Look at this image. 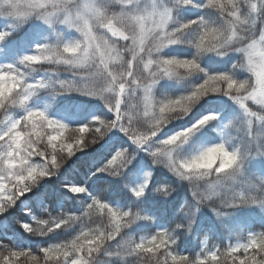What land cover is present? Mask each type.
<instances>
[{"label":"trees","instance_id":"1","mask_svg":"<svg viewBox=\"0 0 264 264\" xmlns=\"http://www.w3.org/2000/svg\"><path fill=\"white\" fill-rule=\"evenodd\" d=\"M162 1L173 12L170 28L201 19L215 27H223L227 23L218 9L207 5V0H192L188 4L183 0ZM253 2L259 5L255 12L248 0H240L242 17L250 20L249 24L243 26L245 36L249 29L253 33L264 31V0ZM33 16L19 20L7 13L0 15V18L10 20L9 24L0 26V33L5 34L0 39V65L6 62V67L15 66L23 73L28 84L39 85L41 81L44 84L35 87V94L31 93L25 104L11 105L0 112V134L31 110L43 111L50 119L72 128L88 126L94 129L99 126V120L114 121V94L100 96L65 90L60 86L61 81L74 82L80 89L88 83L67 65L23 63V58L28 55L21 56V51L29 48L36 36L30 28ZM255 20L259 24H254ZM200 33L201 25L197 23L182 32L177 43L166 45L153 53L154 58L161 59H196L203 69L192 73L181 71L171 76L159 75L151 90L157 104L190 95L210 75L227 73L239 80L249 77L248 71L238 66L242 63V54L235 50L240 46L238 43L226 46L221 50L223 54L200 51L196 47ZM43 45L62 44L50 42ZM43 45H37L35 52L29 55L38 54L39 47ZM144 74L143 68L137 71L138 78ZM103 81L97 78L96 83ZM130 95L140 103L143 90L130 89L125 94L121 111ZM231 101L233 99L223 93H209L200 98L190 111L172 115L156 133L167 127L184 128L182 131L197 128L204 117L216 118L217 115L211 112L215 109L223 110L224 105L229 106ZM255 110L264 114V108L258 105ZM133 124L136 129L145 132L152 129L151 122L142 116H136ZM166 124L169 126L165 127ZM232 127L230 140L219 138L216 128L205 127L189 134L185 142L172 147L170 154L162 151L152 158H145L141 154V145L133 142L131 136L120 131L118 126L104 129L103 135L89 132L81 149L71 156L61 154L58 158L59 167H50L49 175L30 184L31 190L18 197L15 204L0 215V253L30 252L41 257L42 249L70 244L90 227L110 231L108 217L95 211L91 216L88 215L89 206L96 200L120 212H129L135 219L122 229L116 239L107 241L99 252L94 253L90 264H147V258L134 252L133 246L161 232L169 236V251L193 260L209 252H223L247 243L252 236L264 233V193L257 192L258 184L264 183V139L257 137L256 126L246 128L243 122H238ZM208 133L216 139L206 149L224 144L229 151H238L241 155V166L233 177L224 179L215 187L208 180L186 179L175 170L180 162L203 152L193 154ZM2 150L4 146L0 145ZM121 152L124 153V159L117 167L109 168L110 162ZM164 158L175 164L162 165ZM143 162L154 165L156 172L151 180L134 189L133 180ZM33 163L48 167L40 158H35ZM72 186L84 187L85 191L73 193ZM248 187H252L256 193L252 196L255 197L254 203L242 202L239 198V193ZM141 188L143 194L137 196L136 192ZM68 217L75 219L59 228L54 227L60 221L68 220ZM25 224L31 225L33 230L26 231L23 227ZM19 264L32 262L21 258ZM49 264H64V261ZM220 264H231V257H221Z\"/></svg>","mask_w":264,"mask_h":264},{"label":"snow or ice","instance_id":"2","mask_svg":"<svg viewBox=\"0 0 264 264\" xmlns=\"http://www.w3.org/2000/svg\"><path fill=\"white\" fill-rule=\"evenodd\" d=\"M120 5L118 11L109 9L105 0H0V15L7 13L16 18L26 19L37 15L46 22L60 20L78 30L81 39L62 45L39 47L38 54L23 58L25 64L56 63L67 65L82 75L88 83L82 89L74 82L61 81L65 90L83 91L85 94H114L116 100L114 121L99 120V126L69 127L58 120L50 119L40 110L28 111L22 119L14 121L4 133L0 134V214L15 204L18 197L30 191L41 177L49 175L50 167H59L58 158L68 156L85 145L87 134L103 135L104 129L120 127L129 134L134 142L144 145L167 120L177 112H188L202 97L209 93H223L240 104L250 116L264 121V114L251 111L249 101L264 108V31L242 35L244 25L250 20L241 14L240 0H207V5L218 9L226 18L223 27H215L203 21H190L177 28H170L173 20L172 9L160 6L156 0H114ZM185 4L192 0H183ZM253 12L258 10V3L248 0ZM201 25V33L196 43L200 51H221L234 42L240 46L235 50L242 54L239 67L245 68L249 77L244 80L234 78L227 73L210 75L196 90L186 97L157 104L151 90L156 78L161 75H175L183 71L192 73L203 71L196 59L154 58L153 53L169 44L178 42L182 32L193 25ZM5 34L0 33V39ZM121 42H123L121 44ZM130 54L127 58L125 54ZM123 66V71L118 70ZM142 66L144 75L137 77V69ZM97 78L105 81L104 86H97ZM28 84L23 73L13 65L0 69V112L11 105H23L27 102L35 87ZM142 89L143 96L136 116L149 120L152 129L142 132L134 127L136 116L122 113L121 104L130 89ZM214 119L206 116L200 121L204 124ZM251 123V121H250ZM71 133V135H65ZM189 132L173 135L164 144L168 154L171 148L185 142ZM40 158L48 167L33 163ZM124 159V153H118L110 162L109 168L117 167ZM241 166L238 151H229L224 144H217L206 149L190 160L182 161L175 170L189 180H208L215 187L222 179L232 178ZM73 193H82L84 187L72 186ZM143 194V188L136 192ZM242 202H256L255 197H243ZM95 211L106 216L111 224L110 231L101 228H88L70 244L56 245L42 249L43 256L30 252L13 251L0 253V264H19L21 258L32 264H49L63 260L64 264H90L107 241L116 239L122 229L128 227L135 217L129 212H120L99 200L89 206L88 215ZM75 217H68L55 224L61 227ZM31 232L32 226L23 225ZM169 236L165 232L152 236L133 246V251L147 258V264H220L221 257H231V264H264V233L252 236L245 244L230 247L226 251H213L198 259L186 255H175L169 251Z\"/></svg>","mask_w":264,"mask_h":264},{"label":"rangeland","instance_id":"3","mask_svg":"<svg viewBox=\"0 0 264 264\" xmlns=\"http://www.w3.org/2000/svg\"><path fill=\"white\" fill-rule=\"evenodd\" d=\"M148 3H151L152 0H147ZM157 4L160 6H166L162 0H156ZM143 3V0H142ZM106 6L111 9L112 11H118L120 9V5L115 3L114 0H105ZM259 6V5H258ZM168 7V6H166ZM19 20H22V18H17ZM29 19V18H26ZM10 23V20L7 19H2L0 18V26L7 25ZM254 24H259L257 20L254 21ZM30 28L35 31L36 40L35 42L37 44L44 43V42H50V41H55L60 44L64 43H71L75 42L77 40H80L81 34L78 32L77 29L74 27H71L70 25L63 23L60 20H52L51 22H46L44 19L40 18L37 15H34L31 19V26ZM243 35V32H242ZM122 44V42H121ZM32 51L30 49H26L22 51V55H26L31 53ZM127 54H125L127 58ZM6 65L3 64L0 65V69L6 68ZM142 69V66L137 69L139 71ZM118 70L123 71V66H118ZM97 86H104L105 81L101 83H96ZM34 90V89H33ZM98 95V94H97ZM104 95H109V93H105ZM237 102L235 100L231 101V106L233 107ZM123 104V103H122ZM139 105L138 99L133 96H129L128 100L126 101V105H123V110L122 113H128L131 115H135L137 109H139L137 106ZM238 107H233L232 109H227L230 110L227 113H220L219 117V122H218V127L221 131L220 134L224 139H230L231 134L233 132L232 125L236 121H240L244 123V127L250 128L251 126H257L258 125V130H257V135L261 138L264 139V121L259 120L258 118L252 117L249 115L248 112L245 111L244 108L240 106L238 103ZM256 105L249 101V109L256 112L255 110ZM251 121V123H250ZM211 120L207 121L204 124H201L200 128L204 127L208 123H210ZM148 124V123H145ZM169 126V124H166L165 127ZM191 129V128H190ZM119 130L121 131L120 127ZM142 131V130H140ZM145 132V131H142ZM158 132V131H156ZM174 132L171 130L170 127L165 128L163 131L160 133H156L155 136H152V138L144 145H141V153L145 158H152L164 151L165 148L169 147L164 144V141L168 140L170 137H172V134ZM134 142V140L132 139ZM162 165L165 166H171L172 164L174 165L175 162L171 161L168 158H164L161 161ZM147 164L148 163H142L141 168L139 169V174L136 177L135 183H134V188L138 189L143 182L147 179L148 175V170H147ZM152 165V164H151ZM153 167H155L153 165ZM254 189L252 187L244 188L243 191L239 193V198L241 196L243 197H252L255 196L256 193L253 192ZM257 192L258 193H264V183H259L257 187ZM7 212V211H6ZM4 212V213H6ZM1 215V214H0Z\"/></svg>","mask_w":264,"mask_h":264},{"label":"clouds","instance_id":"4","mask_svg":"<svg viewBox=\"0 0 264 264\" xmlns=\"http://www.w3.org/2000/svg\"><path fill=\"white\" fill-rule=\"evenodd\" d=\"M223 180H224V179H222L221 181H223ZM221 181H220V182H221Z\"/></svg>","mask_w":264,"mask_h":264}]
</instances>
